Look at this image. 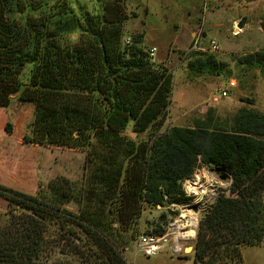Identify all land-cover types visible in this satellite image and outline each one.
Segmentation results:
<instances>
[{
    "label": "trees",
    "instance_id": "16d2710c",
    "mask_svg": "<svg viewBox=\"0 0 264 264\" xmlns=\"http://www.w3.org/2000/svg\"><path fill=\"white\" fill-rule=\"evenodd\" d=\"M45 3L0 0V107L11 117L0 122L2 130L16 129L15 101L33 107L25 144L84 151L100 129L119 133L129 124L135 133L152 129L167 110L173 77L150 61L137 45L139 37L129 49L122 46L121 7L111 14L108 0L101 13L78 18V39L64 45L48 34L46 14L33 16L31 10ZM58 6L63 10L57 14L67 13V2ZM239 61L264 68V50ZM199 64L201 70L218 66L211 56ZM210 123L155 128L129 156L116 217L107 224L103 204L93 198L80 196L76 210L69 207L73 187L65 175H53L32 193L0 183L7 202L0 264H129L107 226L133 230L144 203L191 199L181 184L201 166L226 171L231 182L228 193H219L201 216L194 264H240L243 246L264 243V113L240 108L230 125Z\"/></svg>",
    "mask_w": 264,
    "mask_h": 264
},
{
    "label": "rangeland",
    "instance_id": "374dc122",
    "mask_svg": "<svg viewBox=\"0 0 264 264\" xmlns=\"http://www.w3.org/2000/svg\"><path fill=\"white\" fill-rule=\"evenodd\" d=\"M43 1L46 3L40 9L31 10L33 16L40 18L38 13L46 14L48 34L64 45H71L79 37L78 18L83 19L88 12L91 15L101 13L108 0H64L68 7L63 14H57L63 10L58 6L61 0ZM112 2L108 6L111 14L115 6H120L125 17L121 28L122 46L129 49L139 37L137 45L148 52L150 61L167 68L173 77L167 110L152 129L135 133L131 124L119 133L100 129L94 132L89 150L84 151L25 144L22 135L27 133L24 131L33 119V107L15 101L13 110L20 114L16 129L10 134L0 130V162L9 170L5 177L12 186L32 193L39 184H47L53 175H65L71 179L73 187L69 207L76 210L80 196L93 198L104 206L105 224L116 217L118 188L129 156L155 128L164 131L172 126L194 127L206 122H211L210 127L228 126L240 108L264 113V68L239 61L245 54L264 50V0ZM212 39L217 42V51L209 50ZM152 47L157 49L150 55ZM196 51L204 53L199 55ZM210 56L218 66L206 65L204 70L199 69V62ZM230 78L236 80L237 86L230 89L228 96L218 98L219 90ZM7 116L10 117L9 111L0 107V122ZM214 168L201 166L189 178L210 186L190 195L191 200L199 199V221L219 193H228L231 180L222 181ZM184 184L185 181L181 184L182 192ZM2 203L0 223L6 211ZM170 205L152 207L144 203L133 230L117 231L107 226L106 233L123 249L129 264H194L190 243L184 254L172 252L169 244L153 256L136 248L135 241L140 233L156 232L175 214L176 208ZM162 214L165 215L163 220ZM240 264H264V243L243 246Z\"/></svg>",
    "mask_w": 264,
    "mask_h": 264
},
{
    "label": "built area",
    "instance_id": "2783aa9c",
    "mask_svg": "<svg viewBox=\"0 0 264 264\" xmlns=\"http://www.w3.org/2000/svg\"><path fill=\"white\" fill-rule=\"evenodd\" d=\"M156 49V47L150 48V55H153ZM209 50H218L217 42L214 39L210 40ZM236 86V80L230 78L219 90L220 96H218V98L228 96L230 89ZM189 180L191 179L187 178L184 180V195L186 197H190L191 193H194L192 190H189L186 185ZM170 206L176 208L175 214L169 218L161 231L140 233L136 238L135 245L137 250L143 252L147 256L156 255L163 250L166 244H169L172 252L177 254L186 253L189 243L191 244L190 249L193 248L199 225L198 214L201 210L199 199H188L185 202L171 203Z\"/></svg>",
    "mask_w": 264,
    "mask_h": 264
},
{
    "label": "crops",
    "instance_id": "0c3cea01",
    "mask_svg": "<svg viewBox=\"0 0 264 264\" xmlns=\"http://www.w3.org/2000/svg\"><path fill=\"white\" fill-rule=\"evenodd\" d=\"M2 128H3V123L0 125V130ZM8 172H9V170L7 169V167L4 166L2 164V162H0V183H3L7 186H12V184H10L9 180L5 177V175H6L5 173H8ZM15 173H17V172H15ZM12 187H14V186H12ZM17 189H20V188H17ZM1 202H3L2 203L3 206H6L7 202H6L5 198L0 195V203Z\"/></svg>",
    "mask_w": 264,
    "mask_h": 264
},
{
    "label": "bare ground",
    "instance_id": "6f19581e",
    "mask_svg": "<svg viewBox=\"0 0 264 264\" xmlns=\"http://www.w3.org/2000/svg\"><path fill=\"white\" fill-rule=\"evenodd\" d=\"M207 184H209V182ZM187 187L189 190H192L195 193L200 191H205L206 189L210 188V186L209 187L208 185L204 186L202 183H199L195 179L193 180L191 179L187 181Z\"/></svg>",
    "mask_w": 264,
    "mask_h": 264
},
{
    "label": "water",
    "instance_id": "95a60500",
    "mask_svg": "<svg viewBox=\"0 0 264 264\" xmlns=\"http://www.w3.org/2000/svg\"><path fill=\"white\" fill-rule=\"evenodd\" d=\"M214 171L219 175V178L222 181H227V180H231V176L229 173H227L226 171L220 169V168H214Z\"/></svg>",
    "mask_w": 264,
    "mask_h": 264
}]
</instances>
